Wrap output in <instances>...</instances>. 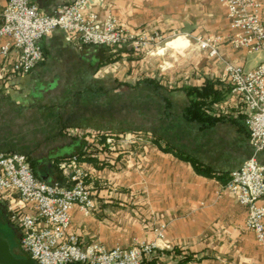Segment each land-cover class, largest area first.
Instances as JSON below:
<instances>
[{
    "label": "crops",
    "instance_id": "0c3cea01",
    "mask_svg": "<svg viewBox=\"0 0 264 264\" xmlns=\"http://www.w3.org/2000/svg\"><path fill=\"white\" fill-rule=\"evenodd\" d=\"M30 1L52 14L74 0ZM6 4L0 0V9ZM93 11L101 19L113 15L132 36L175 37L161 49L179 48L182 61L167 66L161 49L150 59L131 44L88 46L62 30L42 39L43 60L27 75L5 68L17 52L9 61L0 54V154L26 155L39 179L59 182L63 160L82 149L86 135L104 167L81 163L94 198L92 213L72 211L68 233L81 243L109 250L155 244L172 251L159 264H172L174 249L192 253L190 264H264V246L246 228V208L228 193L220 195L222 181L198 174L192 164L225 180L252 157L264 168V151L251 146L242 106L230 92L211 107L220 120L205 127L184 118L189 100L181 90L206 79L226 81L227 64L252 70L264 62V52L224 43L220 57H209L199 49L197 39L232 34L221 0H105ZM146 78L163 88L139 83ZM101 135L106 152L98 151ZM0 210L22 255L19 231L1 199Z\"/></svg>",
    "mask_w": 264,
    "mask_h": 264
},
{
    "label": "built area",
    "instance_id": "2783aa9c",
    "mask_svg": "<svg viewBox=\"0 0 264 264\" xmlns=\"http://www.w3.org/2000/svg\"><path fill=\"white\" fill-rule=\"evenodd\" d=\"M105 0H74L60 5L52 14H43L30 0H7L0 9V54L15 61L5 64L7 72L24 76L43 60L40 42L56 30L66 32L88 46L115 47L131 44L138 51L157 49L165 37L132 36L113 15L101 19L95 4ZM232 34L197 39L199 49L209 57H220L219 47L226 43L235 50L264 52V3L261 0H221ZM154 49V50H155ZM153 52V51H152ZM150 53V52H148ZM230 94L242 106L249 141L256 152L264 151V62L252 70L226 65ZM61 168L68 175L65 185L38 179L28 158L20 153L0 154V199L6 202L10 223L20 235L22 250L36 264H142L155 244L134 245L129 249H107L99 242L81 243L68 233L72 211L94 210V198L87 183L88 174L73 157ZM228 193L247 210L246 228L264 246V168L252 157L230 173L220 195ZM166 227L156 229L164 238Z\"/></svg>",
    "mask_w": 264,
    "mask_h": 264
},
{
    "label": "trees",
    "instance_id": "16d2710c",
    "mask_svg": "<svg viewBox=\"0 0 264 264\" xmlns=\"http://www.w3.org/2000/svg\"><path fill=\"white\" fill-rule=\"evenodd\" d=\"M139 83L152 86L156 91H159L163 88L162 85H160L156 80L151 79V78H146L143 81H140ZM217 86H221V88L218 89ZM231 89H232V85H231V83H229L227 81L223 82V81H218V80L216 81V80H210V79H206L204 84L200 87L190 86V85L183 86L181 88V90L186 94V96L189 100V105L183 113L184 118L189 120V121L200 122L205 127H209V126L214 125L220 119L211 115V113H210L211 107L216 102H219L222 99H224L226 94L228 92H230ZM167 106L168 107L170 106V103L168 101H167ZM99 137H101V139H103V140H101L98 143L99 144L98 146H100L99 147L100 149L98 151L106 152L107 148H106L105 141H104V138L106 136L101 135ZM81 138H82L81 140L83 142L82 149L79 152H77L76 154H74L73 156L63 160V162H70L73 157H76L77 161L79 163H82V162L97 163V164H99L98 167H104V163H100L101 161L98 159V157H96L97 151L94 152L90 149L92 144H90L88 142V140L86 139V135H84ZM180 156H181V158L186 159V157L184 155L181 154ZM29 163L32 167L33 165L31 164L30 160H29ZM192 164H193L195 171L198 174H201V175H204L207 177L218 178L222 181L223 185H225L229 180V178L224 180L220 176L212 173L211 171L200 166L198 163H196L194 161H192ZM32 169H33V167H32ZM33 172H34V169H33ZM60 172H62V171H60ZM64 173L65 172L63 170V174H61L62 175L61 179L63 181L59 180V182H58V183L62 182V183H60L61 185H65L67 182V179H68V175L66 173L65 174ZM34 174H35V172H34ZM35 176H36V174H35ZM171 252L172 251H162V250L155 248V249H153L152 253L148 257L143 258L142 264H159L160 257L163 254H171ZM173 252H174V257L176 259H174L172 264H190L191 262H193L195 260L194 255L192 253L183 252L180 249H174ZM21 256L22 257H29V255L27 253H23ZM69 264H81V263H69Z\"/></svg>",
    "mask_w": 264,
    "mask_h": 264
},
{
    "label": "rangeland",
    "instance_id": "374dc122",
    "mask_svg": "<svg viewBox=\"0 0 264 264\" xmlns=\"http://www.w3.org/2000/svg\"><path fill=\"white\" fill-rule=\"evenodd\" d=\"M159 35H161V34H159ZM163 36V35H162ZM165 37V36H164ZM175 37H173V38H171V39H168V38H166L165 37V40L161 43V44H159L158 45V47H157V49H163V48H165L166 46H167V44L171 41V40H173ZM179 38H182V37H178V39ZM181 41H183V40H181ZM197 42V41H196ZM152 48H156V46H154V47H152ZM152 49V50H150V51H148V50H144V51H142V53H143V57H150V59L152 58V57H154V52H155V50H157V49ZM161 49V51H163L162 53H160L159 55L160 56H163V59L161 60V62H164V61H166V65L167 66H173L174 64L175 65H178V63H180L182 60V56H179L178 54H177V51L178 50H180L179 48L177 49V51L175 50V49H172V48H167V49H165V50H162ZM153 51V52H152ZM148 52H150V53H148ZM182 53V52H181ZM178 56V57H177ZM179 58V59H178ZM132 134V136H134V137H138V136H140L139 134H136V133H131ZM122 151H124V150H122ZM7 212V211H6ZM7 217H8V215H7ZM9 221V220H8ZM162 225H164V224H162ZM162 225H160V226H162ZM159 226V227H160ZM165 227H166V225H164ZM0 234H3L4 235V237L8 240V242H9V244H10V246H11V248H12V251L17 255V256H21L20 254H17L16 253V243H17V239H16V236H15V234H14V232H13V230L9 227V225H7L4 221H3V218H2V213H1V210H0Z\"/></svg>",
    "mask_w": 264,
    "mask_h": 264
},
{
    "label": "water",
    "instance_id": "95a60500",
    "mask_svg": "<svg viewBox=\"0 0 264 264\" xmlns=\"http://www.w3.org/2000/svg\"><path fill=\"white\" fill-rule=\"evenodd\" d=\"M40 92L42 93V91ZM44 182L49 183L48 181ZM0 264H36V262L31 257L17 256L12 251L8 240L3 234H0Z\"/></svg>",
    "mask_w": 264,
    "mask_h": 264
}]
</instances>
